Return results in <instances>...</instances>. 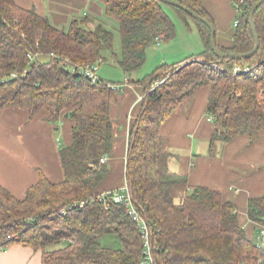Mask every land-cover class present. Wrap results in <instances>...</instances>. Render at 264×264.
Wrapping results in <instances>:
<instances>
[{
    "label": "trees",
    "instance_id": "1",
    "mask_svg": "<svg viewBox=\"0 0 264 264\" xmlns=\"http://www.w3.org/2000/svg\"><path fill=\"white\" fill-rule=\"evenodd\" d=\"M96 1L117 23L120 55L114 51L113 31L103 24L89 29L86 18L74 19L68 30L59 29L34 8L0 0V116L19 108L56 130L62 121L70 128V144L59 148L63 181L54 183L40 172L23 199L0 185V252L29 247L42 253L41 264L144 263L142 233L126 207L100 197L110 172L101 159L113 153L115 139L112 109L123 100L127 85L139 89L143 98L128 137L126 184L150 229L154 264H264L253 230L241 225L236 206L220 192L195 186L176 202L172 187L187 180L172 172L174 156L164 151L162 137L166 121L204 87H210L207 114L215 127L210 155L219 143L246 137L254 144L264 137V3L253 19L258 51L241 59L216 57L209 28L172 6L179 17L196 23L203 52L120 85L100 78L94 83L72 68L110 58L124 75H132L143 67L151 47L175 37V25L160 0ZM170 1L213 24L203 0ZM240 1L231 0L241 10L232 45L218 48L246 56L255 48L250 13L261 0ZM29 55L38 56L30 60ZM236 67L239 73H234ZM165 70L172 73L164 81ZM247 217L264 224V195L248 200ZM108 235L121 242L120 249L100 243ZM56 244L60 247L48 249Z\"/></svg>",
    "mask_w": 264,
    "mask_h": 264
},
{
    "label": "crops",
    "instance_id": "2",
    "mask_svg": "<svg viewBox=\"0 0 264 264\" xmlns=\"http://www.w3.org/2000/svg\"><path fill=\"white\" fill-rule=\"evenodd\" d=\"M16 2L26 9L35 8L21 4L18 0ZM203 6L213 20L217 45L230 47L235 33V27L231 25L235 18L233 4L230 0H203ZM35 10L37 12L36 8ZM37 13L42 15L39 11ZM84 16L88 14L84 13ZM209 94L210 87L199 89L162 127L163 149L174 156L170 162L171 170L187 180V183L173 186L171 195L179 203L185 198L189 188L195 186L218 191L226 201L236 206L241 225L252 233L255 226L248 220L247 204L251 197L264 195V137L254 144L246 137H238L226 144L219 143L210 155V141L215 127L213 120L208 121ZM141 95L139 89L128 87L124 90L122 101L127 98L129 100L122 118L118 113L116 119L113 115L115 106L112 109L114 134L116 136L118 131L122 149L120 157H115V153L108 156L107 165L111 163L112 170L117 162L122 161L124 164L126 161L128 137L135 118L137 100ZM60 126L62 128L56 130V126L40 117L31 120L27 112L19 108L5 110L0 116V185L15 197L23 199L27 190L38 183L40 172L54 183L63 181L61 164L59 166V148L62 142L58 135L64 137L63 144L69 145L70 128L64 121L60 122ZM45 158L52 160L49 164L44 162L46 168L42 163ZM124 178L125 181L123 179L122 182L110 184L104 190L111 191L125 186L126 177ZM41 261L40 251L21 245L0 252V264H41Z\"/></svg>",
    "mask_w": 264,
    "mask_h": 264
},
{
    "label": "rangeland",
    "instance_id": "3",
    "mask_svg": "<svg viewBox=\"0 0 264 264\" xmlns=\"http://www.w3.org/2000/svg\"><path fill=\"white\" fill-rule=\"evenodd\" d=\"M21 4H28L29 7H35L37 9V12L39 11L42 15H45L46 17H49L52 25L59 29L68 30L70 27L71 22L75 19L82 20L83 18H86V24H88L87 28L93 29L96 25L103 24L108 29L113 31L114 33V51L120 55L121 53V37L118 32L117 23L109 18L105 14V10L99 2L96 0H84L81 2L80 0H18ZM231 1V0H230ZM234 6V5H233ZM34 8V9H35ZM162 8L166 15L171 19L173 24L175 25V37L166 43H159L155 45L154 47H151L147 52L146 62L143 65V67L137 71L136 73H133L132 75H124L122 70L118 67V65L113 61V59H108L105 62H102L100 65L99 70V78L102 79L105 82L110 83H117L122 85L123 83H126L127 80L131 81H137L142 80L145 77L151 75L158 67L162 65H168L171 66L174 63H178L180 61H183L187 57L191 55H197V53H200L203 51V43L201 42V37L198 32L197 25L194 21H192L190 18H181L179 17L178 13L175 11V9L167 4H163ZM235 12V18L232 21V27H235V19L237 12L235 10V7H232ZM28 9V8H27ZM84 13L88 14V16H84ZM108 53H106L107 55ZM170 70H165L163 72L162 79L167 80L171 76ZM13 80V79H12ZM163 82V81H162ZM128 87L125 85L123 90H126ZM143 98V96L141 95ZM128 98L124 99V102L121 101L119 107H114L113 115L117 119L118 113L120 115V118H122V112L125 111V107L128 103ZM140 100V97L138 98L137 102ZM118 108V109H117ZM121 109V111H118ZM117 110V113H116ZM210 118V117H209ZM209 121V120H208ZM60 126V125H59ZM69 127V125H68ZM59 128H62L60 126ZM117 128H119V124L117 125ZM57 133V132H56ZM62 142V146H66L65 139L63 136L58 135ZM60 145V146H61ZM120 135L118 131H116V136L113 143V153H115L117 156L120 157L121 155V148H120ZM112 155V153L110 154ZM120 160V158H117ZM38 161V159L36 160ZM44 162L52 163V160H48L45 158L43 160ZM60 162V159H59ZM61 163H59L60 166ZM52 165H49L51 167ZM46 168L45 164L43 166ZM108 170L110 172L108 173L107 179L105 180L104 184L102 185V188L109 186L110 184L122 182L123 179L125 181V174H126V162L124 161V164L122 161L117 162L115 169L112 170L111 163L108 164ZM109 178V179H108ZM103 193V192H102ZM100 243L107 247L112 249H120L121 248V242L116 239L113 235H108L100 240ZM57 247H60L59 244H56L54 246H51L48 249H56Z\"/></svg>",
    "mask_w": 264,
    "mask_h": 264
},
{
    "label": "built area",
    "instance_id": "4",
    "mask_svg": "<svg viewBox=\"0 0 264 264\" xmlns=\"http://www.w3.org/2000/svg\"><path fill=\"white\" fill-rule=\"evenodd\" d=\"M241 3L243 0L240 1ZM236 12L237 15L241 13V10L239 6H236ZM238 21H235V26H237ZM38 55H29L28 58L30 60H33L34 58H37ZM53 57V54H51ZM102 64V61H97L93 64H86V65H79L74 68H72L73 72H77V74L83 75L84 77L90 79L92 82H96L99 79V70L100 65ZM248 69H244L243 72H247ZM241 71L240 68H235L234 73H239ZM10 79H15L16 74H12ZM142 97H140V100ZM212 120V118H209V121ZM108 162V157L105 156L101 159V163L105 164ZM101 200L105 199L104 203L107 201V199H110V201L121 204L126 207V211L131 216V218L134 220V222L137 224L138 228L140 229L142 233V238L144 240V255L145 260L143 264H154L153 258L151 255V243H150V229L147 226V222L142 218L140 213L137 211L133 200L130 195V191L128 189L127 184L119 189L111 190V191H105L101 193L100 195ZM255 230L253 232V242L256 246V248L262 253L264 256V224H254Z\"/></svg>",
    "mask_w": 264,
    "mask_h": 264
},
{
    "label": "water",
    "instance_id": "5",
    "mask_svg": "<svg viewBox=\"0 0 264 264\" xmlns=\"http://www.w3.org/2000/svg\"><path fill=\"white\" fill-rule=\"evenodd\" d=\"M163 4H167L170 6H174L177 7L181 10H183L184 12H186L191 18L200 21L201 23L205 24L209 30H210V34H211V38H210V46L211 49L213 51V53L215 54L216 57L218 58H222V59H241V58H249L252 57L259 48V39L257 36V32H256V27H255V23H254V15L255 12L257 11V9L264 3V0L259 1L252 9L251 13H250V26L252 28L254 37H255V48L254 50L247 54L246 56H240L238 54H234V53H224L222 51L219 50L217 42H216V29L214 27V25L206 18L200 16L199 14H197L196 12L192 11L191 9H188L186 7H184L182 4L176 2V1H170V0H160Z\"/></svg>",
    "mask_w": 264,
    "mask_h": 264
}]
</instances>
